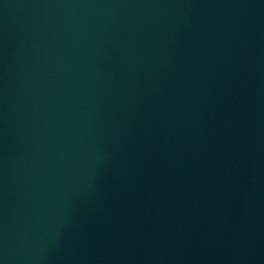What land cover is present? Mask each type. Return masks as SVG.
<instances>
[{
	"label": "water",
	"instance_id": "1",
	"mask_svg": "<svg viewBox=\"0 0 264 264\" xmlns=\"http://www.w3.org/2000/svg\"><path fill=\"white\" fill-rule=\"evenodd\" d=\"M0 264H264V0H0Z\"/></svg>",
	"mask_w": 264,
	"mask_h": 264
}]
</instances>
